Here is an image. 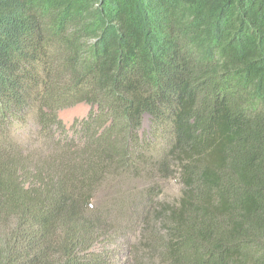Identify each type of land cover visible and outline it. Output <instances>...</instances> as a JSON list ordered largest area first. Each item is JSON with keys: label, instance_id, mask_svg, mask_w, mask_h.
<instances>
[{"label": "trees", "instance_id": "1", "mask_svg": "<svg viewBox=\"0 0 264 264\" xmlns=\"http://www.w3.org/2000/svg\"><path fill=\"white\" fill-rule=\"evenodd\" d=\"M146 113L183 184L148 264H264V0H0V264H114L89 205L145 156ZM31 114L44 161L8 151Z\"/></svg>", "mask_w": 264, "mask_h": 264}, {"label": "rangeland", "instance_id": "2", "mask_svg": "<svg viewBox=\"0 0 264 264\" xmlns=\"http://www.w3.org/2000/svg\"><path fill=\"white\" fill-rule=\"evenodd\" d=\"M90 108L89 104L80 102L61 109L59 116L70 128L76 119L87 117ZM27 119V124L11 128L8 151L17 152L19 144L25 158L44 161L50 154L43 147L33 114ZM165 130L158 128L152 116L146 113L140 130L145 156L135 157V166L129 172L114 170L90 202L89 207H96L107 215L121 235L113 246L114 264H148L149 257L155 253L151 247V232L155 231L158 238L167 234V224L157 209L162 203L178 204L183 194L177 161L167 155L171 140L169 130ZM163 161H167L164 168L161 167ZM144 214H147L146 219ZM100 246L101 243H97L93 250L97 251Z\"/></svg>", "mask_w": 264, "mask_h": 264}]
</instances>
